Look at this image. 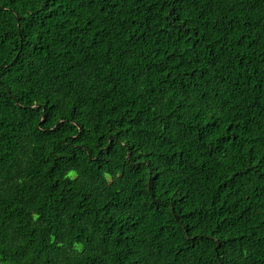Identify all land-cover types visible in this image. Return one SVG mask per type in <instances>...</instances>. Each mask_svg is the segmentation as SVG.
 Wrapping results in <instances>:
<instances>
[{"label": "trees", "instance_id": "16d2710c", "mask_svg": "<svg viewBox=\"0 0 264 264\" xmlns=\"http://www.w3.org/2000/svg\"><path fill=\"white\" fill-rule=\"evenodd\" d=\"M0 264H264V0H0Z\"/></svg>", "mask_w": 264, "mask_h": 264}]
</instances>
